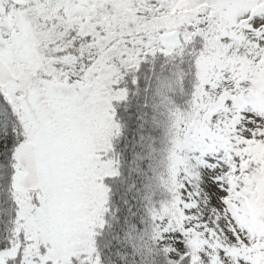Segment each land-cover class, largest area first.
Instances as JSON below:
<instances>
[{"label": "snow or ice", "instance_id": "snow-or-ice-1", "mask_svg": "<svg viewBox=\"0 0 264 264\" xmlns=\"http://www.w3.org/2000/svg\"><path fill=\"white\" fill-rule=\"evenodd\" d=\"M0 264H264V0H0Z\"/></svg>", "mask_w": 264, "mask_h": 264}]
</instances>
